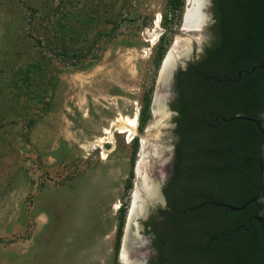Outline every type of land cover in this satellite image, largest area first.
I'll return each instance as SVG.
<instances>
[{"label": "rangeland", "instance_id": "1", "mask_svg": "<svg viewBox=\"0 0 264 264\" xmlns=\"http://www.w3.org/2000/svg\"><path fill=\"white\" fill-rule=\"evenodd\" d=\"M204 2L188 31L195 1L173 14L168 0H0V264L149 263L144 221L165 204L148 195L162 192L176 140L159 69L171 49L173 73L199 58ZM134 115L135 132L94 144Z\"/></svg>", "mask_w": 264, "mask_h": 264}, {"label": "trees", "instance_id": "2", "mask_svg": "<svg viewBox=\"0 0 264 264\" xmlns=\"http://www.w3.org/2000/svg\"><path fill=\"white\" fill-rule=\"evenodd\" d=\"M168 4L174 14L183 0ZM210 11L208 44L174 72V159L166 205L145 223L154 249L148 264H264L256 203L228 206L264 189L262 132L244 118L264 111V0H211ZM157 49L158 64L165 48Z\"/></svg>", "mask_w": 264, "mask_h": 264}, {"label": "bare ground", "instance_id": "3", "mask_svg": "<svg viewBox=\"0 0 264 264\" xmlns=\"http://www.w3.org/2000/svg\"><path fill=\"white\" fill-rule=\"evenodd\" d=\"M189 1L191 3H193V1H195L196 3H195V5L191 6L190 8H188L186 10L185 15H184V17H185L184 27H185V29H188V31L189 30L190 31H196V30H199V28L205 22V19H206V15L203 13V10H202L203 9L202 6H204V5H202L200 3L201 1H203V3H204L205 0H189ZM197 3H199L198 7L196 6ZM185 53H187V52H185ZM175 60H176V56L173 53V50L171 49L170 52L168 53L165 61H164L163 69L170 71V69L175 65ZM162 75H163V73H162ZM165 80H166V78H164L163 83H160V85L164 89L168 88V86H166L167 84H166ZM135 127H136V115H134L132 118L119 116L115 120V122H113L111 124L110 128L105 129L106 135L104 137H100L98 140H96L94 142V144L98 145V144H101L102 142L111 140V132L113 129L117 130L119 133H123V132H129V133L132 132L133 133V132H135ZM90 145L93 146V143ZM148 196H149V198H151L150 200H157V198H158L156 191H153V190L149 191ZM136 198H137V196L135 194L133 206H132L130 214H129L128 226L126 229V231H127L126 233L128 236L127 238H129V231H131L132 222H134V220H136V217L138 216L137 215V208L135 205ZM134 223H136V222H134ZM138 232H139V225H136V233L138 234Z\"/></svg>", "mask_w": 264, "mask_h": 264}, {"label": "water", "instance_id": "4", "mask_svg": "<svg viewBox=\"0 0 264 264\" xmlns=\"http://www.w3.org/2000/svg\"><path fill=\"white\" fill-rule=\"evenodd\" d=\"M202 5L205 6V2L203 3V1L200 2ZM200 4V5H201ZM197 7L199 6V3H197L196 5ZM202 6V8L204 7ZM184 23H185V17H183V23H182V26H184ZM169 52L166 53L162 63H161V66H160V69H159V84L160 83H163V80L164 78H166L165 82H166V86H170L173 82V70L175 68V66H173L170 71L169 70H164L163 69V66H164V61L167 57ZM264 68V65L262 66ZM163 73V75H162ZM165 76V77H164ZM164 77V78H163ZM166 110H168L170 112V109H169V105L166 104ZM172 112H170L171 114ZM174 114V113H172ZM245 119H249V120H252L257 126L258 128L260 129V131L262 132V141H261V144L259 146V155H260V174L263 178V181H264V111L262 113V115L260 116L259 119H254V118H250V117H244ZM159 199L158 200H154V201H158L160 203H164L165 204V198H164V195L162 194V192H159ZM258 196L260 198H258ZM258 196H255L253 197L252 199H250L249 201H247L246 203H244L243 205L239 206V207H235V206H230L228 205L232 210H238V209H241L243 208L244 206H246L247 204H249L250 202H255L256 205H257V208H258V211H257V216L256 218L260 221L261 225H262V230L264 232V189L262 191L259 192ZM144 205V208L146 206V204H143ZM147 209L148 208H145L144 211H143V214L146 216L147 215ZM139 225V224H137ZM141 225H139L140 227ZM127 233L125 234V238L127 240ZM124 246H126V243L124 242Z\"/></svg>", "mask_w": 264, "mask_h": 264}, {"label": "flooded vegetation", "instance_id": "5", "mask_svg": "<svg viewBox=\"0 0 264 264\" xmlns=\"http://www.w3.org/2000/svg\"><path fill=\"white\" fill-rule=\"evenodd\" d=\"M170 86H172V91H173V93L174 94H172V99H173V97H174V95H175V91H174V73H173V82H172V84L170 85ZM171 99V100H172ZM171 100L169 101V103L171 102ZM169 103H168V105H169ZM169 109H170V106H169ZM170 112H172V113H174L173 115L175 116V112L174 111H172L171 109H170ZM173 116V117H174ZM173 159H174V145H173V152H172V157H171V166H170V173H169V177H170V175H171V172H172V165H173ZM169 177H168V179H169ZM167 179V180H168ZM167 180H166V182H167ZM162 194H163V192H162ZM164 195V194H163ZM157 196H158V198H157V200L160 198L159 197V195L157 194ZM164 198H165V196H164ZM165 205H166V198H165ZM152 214V213H151ZM151 214H149V215H147V219H146V221L149 219V217H150V215ZM146 221H144V227H145V231L148 229L147 227H146ZM148 236H149V238H150V242H151V240H152V236L150 235V234H147ZM151 247H152V244H151ZM153 249V248H152Z\"/></svg>", "mask_w": 264, "mask_h": 264}]
</instances>
